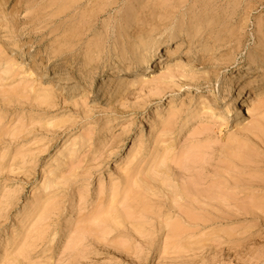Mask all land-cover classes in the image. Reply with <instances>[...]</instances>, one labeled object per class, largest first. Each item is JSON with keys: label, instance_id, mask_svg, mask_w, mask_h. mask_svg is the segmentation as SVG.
Returning <instances> with one entry per match:
<instances>
[{"label": "rangeland", "instance_id": "374dc122", "mask_svg": "<svg viewBox=\"0 0 264 264\" xmlns=\"http://www.w3.org/2000/svg\"><path fill=\"white\" fill-rule=\"evenodd\" d=\"M0 10V264H264V0Z\"/></svg>", "mask_w": 264, "mask_h": 264}, {"label": "bare ground", "instance_id": "6f19581e", "mask_svg": "<svg viewBox=\"0 0 264 264\" xmlns=\"http://www.w3.org/2000/svg\"><path fill=\"white\" fill-rule=\"evenodd\" d=\"M0 15H1V17H3L7 21L5 26H4V28H6L8 30V32L10 34V37L14 41L15 47L22 46V45H24V44H26L28 42L30 43V41H27L25 39H19V38H17L15 36V34L13 32V26L9 22V17L4 11L0 10ZM23 24L26 26V28H25L26 30L25 31H27L29 33H39V30H38L37 26L35 25V23L30 21L29 19L23 17ZM166 40H170L171 41V40H173V37L169 36V37H165V38L162 39V36H152V37H148V38H145V39L141 40L133 48V52H132V54L130 56L131 57V61H130V64H129L130 67L131 68H137L139 66L144 65L146 63V61H147L148 51L150 49L156 47L161 42L166 41ZM181 46H183V44H181ZM168 52H169V54H172L170 49H168ZM247 58H248L247 59L248 61L252 60V63H257V69H261L264 66V44H260V45L256 46L253 50H251L249 52ZM40 60H41V62H43L45 60L47 61L48 59L45 57L44 54L39 53L33 59L34 64H38V62ZM90 69H91V67L89 65H86L82 69L78 70V72H79L78 75H79V77H81V79H80L81 81L86 76V74L90 71ZM134 76L135 75L131 74V73L130 74L121 75L120 73L112 72L105 79L104 87L109 84L112 87H114V90L117 93H120V91L124 90L127 87V85L131 84L129 87H132L133 85H135L137 83V78H135ZM181 84H183V83H181ZM258 94H259L258 91H256L255 93L251 92V94L249 96V100L252 99L253 96H255L254 99H253V101H254L255 98H257ZM200 99H201V101H200L201 104L208 103V97L206 95L200 96ZM249 104L250 103L248 102V99H247V100H245V102L243 104H240L239 106H241L243 108L244 106L249 105ZM157 112H159V109H157ZM195 120L196 119L194 117H192V118L188 119V122L192 123ZM126 133H128V131L125 130V134Z\"/></svg>", "mask_w": 264, "mask_h": 264}]
</instances>
